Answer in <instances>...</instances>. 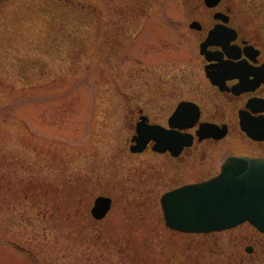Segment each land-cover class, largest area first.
I'll return each mask as SVG.
<instances>
[{"label": "rangeland", "instance_id": "1", "mask_svg": "<svg viewBox=\"0 0 264 264\" xmlns=\"http://www.w3.org/2000/svg\"><path fill=\"white\" fill-rule=\"evenodd\" d=\"M109 1L117 5V10L125 3L136 9V2L142 1L150 17L146 26L137 34L138 28L133 22L132 28L127 27L129 37L120 38L122 33L114 27L118 24L109 18L110 10L102 7L106 2L109 6ZM177 2L48 0L44 4L41 0H9L0 5V264H111V257L124 255L123 246L112 244L115 235L118 239L122 231L96 230L85 224H70L63 230L51 228L46 214L50 206L46 199H24V194L34 192L36 185L43 189L60 187L64 169L69 175L70 186L77 185L78 174L92 162L84 160L99 155H93L91 144L99 142L101 154H107L113 139L107 129L100 128L104 114L97 105L103 99L101 97L116 93L120 100H126L135 93L132 90L137 88L136 84L142 85L133 79H148L149 74L167 80L166 83L178 84V78L186 76L188 71H198L194 62L184 63V59H192L193 50L174 30L179 13ZM97 14L103 15L98 23L94 22L95 18L84 19V15ZM93 115L94 122L95 118L99 121L90 130ZM33 119L44 122L49 119L53 126L65 128L63 135L47 133L52 140L63 137L65 149L53 143V151L48 144L41 145L40 142L33 148L30 142ZM61 120L65 122L56 123ZM117 121L121 127L113 132V136L117 145H121L125 141L127 125L124 118H117ZM39 128L38 137L47 127L44 123L43 128ZM63 151L67 163L62 167ZM55 152L58 162L50 160ZM205 162L209 169L212 163L206 159ZM128 163L123 160V165L128 167ZM101 170L104 168H99ZM126 190H117V194L126 196L125 201L134 204L137 224L147 217L145 211L138 212L137 208L159 209L158 196L162 188L150 201L139 197L140 188L132 190L131 198ZM70 223H74L73 220ZM144 225L138 226L142 230L135 231L140 234L139 239H158L157 236L152 238L153 233L163 234L164 246L169 252L177 250L179 246L176 245L181 242L189 249L187 240L193 239L192 254L197 256L208 255L210 249L212 254L221 255V246L227 238L235 237L239 232L244 234L249 229L242 226L230 232L192 235L172 232L158 223L160 231L148 232L145 230L151 226ZM4 239L16 240L26 252L4 244ZM133 247L134 255L146 253L144 242ZM187 248L182 253H191L186 251ZM28 254L37 256L38 262L28 261Z\"/></svg>", "mask_w": 264, "mask_h": 264}, {"label": "flooded vegetation", "instance_id": "2", "mask_svg": "<svg viewBox=\"0 0 264 264\" xmlns=\"http://www.w3.org/2000/svg\"><path fill=\"white\" fill-rule=\"evenodd\" d=\"M6 1L9 0H0V5ZM41 1L47 4L48 0ZM109 3V6L106 2L102 7L110 10L109 18L118 24L114 27L122 33L120 38L129 37L127 27L132 28L133 22L139 34L150 18L142 1L136 2V9L125 3L120 10L116 9L117 5ZM177 4L179 13L174 30L193 50L192 59H184V63L190 65L194 62L198 71H188L186 76L178 78V84L166 83L167 80L147 73L150 75L148 79H133L142 85L136 84L137 88L132 90L135 93L126 100H120L116 93L101 97L103 99L97 105L104 114L100 128L107 129L113 139L107 154H101L99 142L91 144L93 155H99L84 160L92 162H88L78 174L77 185L70 186L69 175L64 169L60 187L53 185L55 188L43 189L36 185L34 192L24 194V199H46L50 206L46 214L51 228L63 230L70 224H85L96 230L122 231L118 239L115 235L112 244L123 246L124 255L111 257V264H264V232L248 222L222 230L230 232L242 226L249 227L244 234L239 232L235 237L227 238L221 246V255L212 254L211 249L208 255L192 254L193 239L187 240L189 249L181 242L176 245L179 246L177 250L169 252L164 246L163 234L153 233L152 238L157 236L158 239H139L140 234L135 232L142 230L138 229L142 223L151 226L145 230L148 232L160 231L157 223L183 234L220 232H187L167 226L161 197L167 191L215 175L230 155L264 158V0H178ZM102 16L84 15V19L95 18L94 22L98 23ZM214 29L215 35L207 41ZM180 105L182 107L178 110ZM117 118H124L127 125L125 141L121 145H117L113 136V132L121 127ZM98 121L95 118L94 122V115L91 117L90 130ZM44 123L46 134L38 137L37 129L43 128ZM30 125L33 148L40 142L41 145L48 144L53 151L54 144L65 149L63 137L56 141L47 135L52 132L63 135L65 128L53 126L49 119L46 122L33 119ZM163 132L169 137L160 142V133ZM182 137L189 142H175L176 139L182 141ZM167 138L170 139L168 143ZM61 153L63 167L67 159L64 151ZM124 159L128 160V167L123 165ZM205 159L212 163L209 169ZM50 160L58 162V153ZM102 167L104 170L99 171ZM138 188L139 197L149 201L155 199L159 188L163 189L158 196V210L136 209L145 211L147 216L141 218L140 225L135 220L134 204L125 201L126 196L117 194V190L127 189L131 198L132 190ZM100 196L108 198L110 203L103 215L97 217L93 207ZM2 242L26 252L16 240L4 239ZM141 242L147 246L146 253L134 255L133 246L141 245ZM153 246L161 248L153 249ZM184 248L191 253H182ZM26 257L28 261L38 262L35 255Z\"/></svg>", "mask_w": 264, "mask_h": 264}, {"label": "water", "instance_id": "3", "mask_svg": "<svg viewBox=\"0 0 264 264\" xmlns=\"http://www.w3.org/2000/svg\"><path fill=\"white\" fill-rule=\"evenodd\" d=\"M109 203L97 197L94 215L101 217ZM162 204L167 224L179 230L211 231L247 220L264 231V159L228 157L216 176L166 193Z\"/></svg>", "mask_w": 264, "mask_h": 264}]
</instances>
